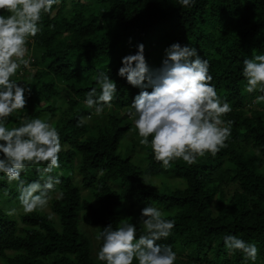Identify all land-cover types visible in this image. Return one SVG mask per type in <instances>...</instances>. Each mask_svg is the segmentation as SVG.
Returning <instances> with one entry per match:
<instances>
[{
    "label": "trees",
    "instance_id": "trees-1",
    "mask_svg": "<svg viewBox=\"0 0 264 264\" xmlns=\"http://www.w3.org/2000/svg\"><path fill=\"white\" fill-rule=\"evenodd\" d=\"M53 12L42 15L41 31L29 38L31 70L22 67L13 77L31 84L32 95L7 127L35 117L56 126L62 151L52 175L62 182L48 207L57 219L17 209L16 182L0 173V264H105L93 257L81 226L98 235L126 221L137 224L139 236L147 204L175 220L160 243L173 246L176 264H243L242 252L225 248L227 234L256 243L254 264H264V102L254 103L264 93L245 92L242 71L253 51L264 52V0H195L190 8L179 0H60ZM175 42L209 61L212 83L233 109L223 119L234 124L227 147L215 156L206 153L191 166L177 160L165 170L151 147L140 145L128 115L141 89L117 73L138 44L157 68ZM109 70L118 85L112 108L78 127V118L92 113L83 103L86 93H99L96 76ZM21 179L32 182L39 173L29 166Z\"/></svg>",
    "mask_w": 264,
    "mask_h": 264
},
{
    "label": "clouds",
    "instance_id": "clouds-1",
    "mask_svg": "<svg viewBox=\"0 0 264 264\" xmlns=\"http://www.w3.org/2000/svg\"><path fill=\"white\" fill-rule=\"evenodd\" d=\"M59 2L0 0V173L7 177L8 184L16 182L17 199L25 214L44 211L52 199L50 193L62 182L60 174L52 175L60 168L62 144L54 123L41 117L25 119L19 127H7V118L25 109L32 95L31 84L26 81L21 84L13 77L22 67L31 70L29 38L41 31L42 15H54L53 7ZM179 4L190 8L195 0H179ZM137 49L135 54L122 57L123 66L117 74L141 89L128 112L140 145L150 146L155 161L165 170L177 160L194 165L206 153L215 156L227 147L234 121L223 117L233 109L218 95L209 61L203 59L196 48L175 42L165 48L161 65L151 68L144 54L145 45L140 43ZM242 71L247 80L244 91L264 93V52L253 51L252 57L244 59ZM96 82L99 93L97 88H92L83 101L92 113L79 117L78 127L84 126L92 115L101 116L106 107L113 106L118 85L111 78L110 70L100 71ZM261 102L264 95L256 96L254 103ZM42 164L46 166L40 167ZM29 166L36 168L38 180L21 179ZM142 180L148 185L146 177ZM16 211L13 208L7 214L11 216ZM53 214L51 211L49 220L54 219ZM164 216L160 209L147 204L138 218L142 227L139 236L136 223L121 221L116 228L112 224L103 227L96 236L97 241L102 240L97 259L105 264H133L134 260L138 264H176L178 257L173 246L160 243L167 240L175 227V220ZM223 239L229 253H243V264L248 261L254 264L257 260L256 243L234 234H227Z\"/></svg>",
    "mask_w": 264,
    "mask_h": 264
},
{
    "label": "rangeland",
    "instance_id": "rangeland-1",
    "mask_svg": "<svg viewBox=\"0 0 264 264\" xmlns=\"http://www.w3.org/2000/svg\"><path fill=\"white\" fill-rule=\"evenodd\" d=\"M244 136H245V134H244ZM17 209H19L21 212H23L22 207H19ZM44 211H46L47 213L51 214V210H50L49 207H47ZM54 219H57V218L54 217ZM81 229L90 238V240L92 242V245H93V247H92L93 253L92 254H93V257L96 258L97 257V252H98V248H97L98 241L96 240V236H97L96 229L93 228V227H87L85 225L84 226L82 225Z\"/></svg>",
    "mask_w": 264,
    "mask_h": 264
}]
</instances>
